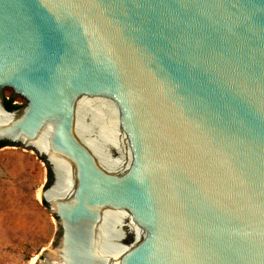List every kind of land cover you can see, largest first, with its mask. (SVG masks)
<instances>
[{
	"label": "water",
	"instance_id": "1",
	"mask_svg": "<svg viewBox=\"0 0 264 264\" xmlns=\"http://www.w3.org/2000/svg\"><path fill=\"white\" fill-rule=\"evenodd\" d=\"M0 142L47 166L34 264H264V0H0Z\"/></svg>",
	"mask_w": 264,
	"mask_h": 264
},
{
	"label": "rangeland",
	"instance_id": "2",
	"mask_svg": "<svg viewBox=\"0 0 264 264\" xmlns=\"http://www.w3.org/2000/svg\"><path fill=\"white\" fill-rule=\"evenodd\" d=\"M4 93L13 94L10 88ZM0 167L10 177L0 175V264H34L57 229L55 217L40 200L47 166L35 152L6 144L0 147Z\"/></svg>",
	"mask_w": 264,
	"mask_h": 264
},
{
	"label": "trees",
	"instance_id": "3",
	"mask_svg": "<svg viewBox=\"0 0 264 264\" xmlns=\"http://www.w3.org/2000/svg\"><path fill=\"white\" fill-rule=\"evenodd\" d=\"M6 106L8 109H13L15 107H18L19 105H15L13 103V98L9 97L6 99ZM6 144H7L6 142H0V147L4 146ZM43 203H44V205H46L45 202H43Z\"/></svg>",
	"mask_w": 264,
	"mask_h": 264
},
{
	"label": "built area",
	"instance_id": "4",
	"mask_svg": "<svg viewBox=\"0 0 264 264\" xmlns=\"http://www.w3.org/2000/svg\"><path fill=\"white\" fill-rule=\"evenodd\" d=\"M7 98H9V97H7ZM13 103H17V104L21 105L22 104V98H18V100L13 99Z\"/></svg>",
	"mask_w": 264,
	"mask_h": 264
},
{
	"label": "flooded vegetation",
	"instance_id": "5",
	"mask_svg": "<svg viewBox=\"0 0 264 264\" xmlns=\"http://www.w3.org/2000/svg\"><path fill=\"white\" fill-rule=\"evenodd\" d=\"M7 98V97H6ZM20 106V105H19Z\"/></svg>",
	"mask_w": 264,
	"mask_h": 264
}]
</instances>
